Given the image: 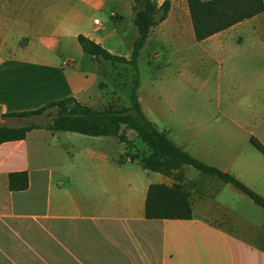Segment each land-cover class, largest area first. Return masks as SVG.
Segmentation results:
<instances>
[{"label":"crops","instance_id":"obj_1","mask_svg":"<svg viewBox=\"0 0 264 264\" xmlns=\"http://www.w3.org/2000/svg\"><path fill=\"white\" fill-rule=\"evenodd\" d=\"M154 1L159 6L165 0ZM167 1V17L150 29L146 41L152 30L155 34L166 28L182 30L180 15L191 27L186 0ZM179 3L184 4L180 12ZM263 16L264 11L194 42L224 75L216 84V95L234 97L235 103L226 107L228 124L221 128L239 129L264 145V90L252 89L255 81H264L263 67L257 68L262 58L258 48L264 50V23H258ZM132 18L131 0H0V126L18 127L9 125L13 120L21 126L23 118L5 116L66 97L95 109L124 107L114 91L105 97L90 92L96 84L106 89L99 73L105 60L83 53L77 36L129 58L126 40L135 39ZM171 43L179 47L183 42L176 33ZM140 86L139 80L138 90ZM254 94L259 99L247 104L245 96ZM150 96L160 97L176 116L183 114L160 83L155 89L145 87L143 102L138 95L147 119ZM156 110L161 116L165 113L164 105ZM181 123L190 130L187 138L192 144L202 135L217 134L207 121ZM171 141L199 159L181 146L185 143ZM121 146L129 148L113 137L46 129H33L23 140L1 143L0 264H264L260 243L264 226L258 233L260 241L253 244L247 239L251 230L241 228L225 206L205 199L210 193L207 188L197 193L194 183L188 187L184 175L192 219L147 220L148 186L174 181L152 172L158 174L153 181L147 170L139 171L143 169L136 160L120 155ZM212 167L245 184V177L257 181L264 189V169L254 171L242 163L233 167L245 171H230L228 165ZM16 172L27 174L23 191L8 188V176ZM247 185L264 196L262 190Z\"/></svg>","mask_w":264,"mask_h":264},{"label":"trees","instance_id":"obj_2","mask_svg":"<svg viewBox=\"0 0 264 264\" xmlns=\"http://www.w3.org/2000/svg\"><path fill=\"white\" fill-rule=\"evenodd\" d=\"M195 41L204 40L239 22L248 20L264 11L263 0H186ZM169 2L157 6L153 0H132V23L137 36L131 47L129 58L113 55L101 45L84 37L77 36L83 53L112 64L129 65L133 71L129 106L109 105L102 109L84 105L73 97H66L35 110L8 114L5 117L23 118L18 127L0 126V144L23 140L33 129L74 132L90 137H113L120 143L128 144L125 131H133L145 145L143 154L134 156L143 170L159 173L171 178V185L150 184L146 191L144 216L147 220H191L190 194L182 185V169L190 166L204 175L215 177L222 183L230 184L248 197L254 205L264 210V198L242 184L233 175L209 166L192 157L159 131L143 114L138 101L139 73L137 60L150 29L165 20ZM37 119V121H34ZM253 147L264 156V147L255 138H250ZM28 186L25 172L11 173L8 176L10 191H23ZM263 251H264V246Z\"/></svg>","mask_w":264,"mask_h":264},{"label":"rangeland","instance_id":"obj_3","mask_svg":"<svg viewBox=\"0 0 264 264\" xmlns=\"http://www.w3.org/2000/svg\"><path fill=\"white\" fill-rule=\"evenodd\" d=\"M154 3L157 5L155 1ZM175 3H178L177 0H175ZM181 4L177 5L179 12L184 7V4ZM179 22L183 25V28L178 32L166 28L168 26L164 27L166 28L164 29L165 31L156 34L152 30L151 37L140 51L137 60L139 80L141 81L138 95L143 102L145 87L155 89L158 84L163 83L165 91L167 90L169 93V98L173 100L171 102L179 107L183 114L176 116L173 111L168 109V104L162 103L160 97L150 96L152 110L147 112L150 119L148 120L151 123L153 121L152 124L158 130L166 132L171 140L177 143H185L181 146L193 152L199 158V161L209 166L219 165L224 167V165H228L230 171H245L233 167V163H236V165L242 163L245 166L252 167L254 171H262L264 169V156L250 143L249 140L252 136H246L239 129L231 128L228 131V129L221 128L222 125L227 126L228 124L225 116L230 113V110H226V107L230 103H235L234 97H232V94L223 92L220 97L216 95V84L219 80H224V75L218 72L215 63L209 60L203 49L197 47L192 37L190 24L185 25L186 21H184L183 15H180ZM259 22L264 23V16L259 19ZM254 23L256 22L254 21ZM132 29L135 31L134 38H136V27ZM176 33L183 42L179 47H173L171 43L175 39ZM126 45L131 48L132 42L126 40ZM249 50L251 51L252 48H249ZM258 50L255 49L258 52L257 55L262 56L257 64L259 70L261 66L264 69V50L262 51L260 48ZM261 60L262 64H259ZM250 72L248 71V74ZM99 73L101 79L103 78V82L106 83V89L98 88L96 84L90 89V92L94 94L99 92L105 97L114 91L120 99V104L127 107L129 105L133 78L131 67L126 64H112L109 61H104ZM244 82L248 83L249 81L244 80ZM248 84H251V82ZM253 84L252 89L264 90V81L262 83L255 81ZM257 97L255 94L245 96L247 104L251 105L253 100L259 99ZM115 100L117 102V99ZM262 102L264 103V98ZM161 105H164L165 109V113L162 116L156 110ZM192 119L207 121L210 125L215 126L217 128L214 129L217 132L214 135L215 137L202 135L198 143L192 144L187 138L190 130H186L185 124L181 123ZM34 121H37V119ZM20 124L21 122L16 120L9 123L10 126H19ZM125 133L129 141V148L121 146L120 155L127 154L130 158H133L145 153L147 149L136 137L135 133L129 130L125 131ZM261 140L264 139L261 137ZM228 156L230 159L226 160L225 158ZM133 164L136 165L135 163ZM146 173L151 175L153 181V176L158 175L148 171ZM182 173L186 177V185L188 187L191 186L190 183H194L197 187V193L201 192V189L207 188L210 193L205 195V199L225 206L233 216V219L241 224H239L241 228L245 227L251 230L249 232L250 235L247 237L250 242L254 244L260 241L258 233L262 234L261 229L263 228L261 227L264 226V210L254 205L248 197L237 191L233 186L222 183L215 177L204 175L190 166H185ZM235 178L237 179V177ZM240 182L257 194L259 193L247 184L264 192V189L257 186V181H251L245 177L247 184ZM211 186L214 187L211 188ZM260 243L264 246V236Z\"/></svg>","mask_w":264,"mask_h":264},{"label":"built area","instance_id":"obj_4","mask_svg":"<svg viewBox=\"0 0 264 264\" xmlns=\"http://www.w3.org/2000/svg\"><path fill=\"white\" fill-rule=\"evenodd\" d=\"M95 23H97V21H94Z\"/></svg>","mask_w":264,"mask_h":264},{"label":"water","instance_id":"obj_5","mask_svg":"<svg viewBox=\"0 0 264 264\" xmlns=\"http://www.w3.org/2000/svg\"><path fill=\"white\" fill-rule=\"evenodd\" d=\"M0 111H1V108H0Z\"/></svg>","mask_w":264,"mask_h":264}]
</instances>
